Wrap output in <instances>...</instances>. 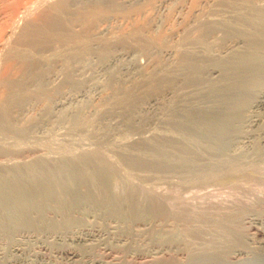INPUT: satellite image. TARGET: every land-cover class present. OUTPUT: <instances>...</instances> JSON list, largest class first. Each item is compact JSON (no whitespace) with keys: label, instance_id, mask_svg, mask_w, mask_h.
I'll return each mask as SVG.
<instances>
[{"label":"rangeland","instance_id":"374dc122","mask_svg":"<svg viewBox=\"0 0 264 264\" xmlns=\"http://www.w3.org/2000/svg\"><path fill=\"white\" fill-rule=\"evenodd\" d=\"M211 5L212 0H0V99L2 79L20 74L13 53L31 55L33 66L31 104L25 106L31 112L15 108L11 124L0 125V183H11L15 176L8 165L28 164L19 174L31 183V207L39 208L37 215L31 211V226L18 233L25 235L18 240L23 254L11 251L16 235H0V264L21 258L36 264H176L188 251L170 232L186 227L205 231L211 212H229L238 204L256 215L253 225L248 216L241 221V249L264 248V234L253 229L256 225L264 230V82L248 95L247 114L254 122L244 123L239 135L228 131L233 146L224 152L193 131L203 110L211 106L208 117H215L224 110V100L205 96L207 84L182 80L187 74L174 59L177 48L201 49L178 41L194 20L214 17ZM45 15H51L47 20L52 24ZM216 34L208 38L212 56L225 57L229 45L243 46ZM162 38L166 42L161 49L157 39ZM81 44L85 49L77 55ZM103 50L104 58L99 54ZM159 59L168 63L164 73L173 80L170 87L155 86ZM214 69L203 70V75L213 81ZM115 81L128 99L109 85ZM132 100L135 105H123ZM42 102L47 104L43 108L37 105ZM181 108L195 115L190 119ZM26 115H31V126L20 132ZM161 136L176 141L168 147L176 155L175 165L159 160L155 138ZM144 138L151 140L144 144ZM85 153L105 164L107 173L101 176ZM39 161L43 168L35 163ZM77 170L83 172L82 180ZM41 183L49 186L44 198L38 194ZM108 184L114 188L118 212L106 201ZM143 193L154 195L162 213L147 211L146 205L140 212L132 210ZM69 195L78 200L70 203ZM191 240L193 245L200 242ZM241 253L237 257L243 258Z\"/></svg>","mask_w":264,"mask_h":264},{"label":"bare ground","instance_id":"6f19581e","mask_svg":"<svg viewBox=\"0 0 264 264\" xmlns=\"http://www.w3.org/2000/svg\"><path fill=\"white\" fill-rule=\"evenodd\" d=\"M206 1L207 0H205V2ZM60 2L63 3L62 1ZM212 2H213V5H211V9L210 10L208 9V10L211 12V13L209 12V14H212L214 17L206 18L205 16L204 17L205 19H202V18L201 19L199 18V20L193 19L194 20L193 25L192 23L188 22L191 25V26L188 25L189 26L188 28L191 27L190 30L188 31L187 30L188 28H186L187 34L184 35L185 37L183 39L180 38L178 41L180 42V40H182L180 43H183L185 40H188L187 43L200 45L201 49L196 50L194 48L193 49H181V48L178 49L177 48V50H175L177 51V53L175 52L176 54L174 55V59L177 60V63L181 65L185 74H187L186 77H183L185 79H182V80L189 81L190 83H194L196 85L207 84L206 89L202 90L204 91L203 94L205 96L209 97L210 100L217 99L220 101L221 98L224 100L223 101L225 105L224 110L220 112L219 114H217L215 117L214 116L213 117L210 116L211 118L208 117V114L211 113V109H212L211 106L210 108L208 109L206 108L205 110H203L204 113L202 114L204 115V117L201 116L203 118H199V120H195L194 123L197 125V129H193V131H198V132L203 133V135H201L200 138L204 140H210V142H212L218 148V150L227 152L229 151L231 146H233L231 142L228 141L229 140L228 131H231L233 133H236V135L237 134L239 135V133H242L241 131L243 129L244 123L250 124L253 121L251 119V115L247 114V112H249V109H250L248 95L251 94V92L255 91V88H257V86L259 85L261 86L262 83L264 82V0H212ZM50 17L51 15H49V17L45 15L44 20L46 19V21L48 22ZM50 22H51L50 24H52V21ZM47 24H49V22ZM27 26H28L27 28L31 27V25L29 24ZM23 29H26V28H23ZM21 30L19 34L23 35V33H21ZM23 31H26V30H23ZM27 31L29 32L28 29ZM216 31L221 32L227 41L233 42V40H238L237 41L238 43L243 44L242 48H235L229 45V47H231V49H229L230 53L229 54L227 53L225 57L212 56L210 53L212 49L209 43L210 40L208 38L212 37L211 35H213L214 32L215 34L219 33ZM30 32H31V29H30ZM25 35L27 36V32H25ZM3 36L1 37L3 38ZM7 36H10V35H7ZM218 38L219 37H216L215 39L218 40ZM212 39L214 40V38ZM157 42H159L157 43V46L159 44L158 47L160 48L161 46H163L162 43H165L166 40L163 38L157 39ZM210 42H213V41H210ZM1 43H4V42H1ZM212 44L214 45L215 42ZM1 45L2 44H0V46ZM176 46L174 45V48H172V50L176 49L175 48ZM84 47H85L84 44L80 45L77 55L82 54ZM5 49L7 48L5 47ZM8 49L6 52L7 54H8ZM106 52L107 51L103 50L99 54L102 55V57L104 58L105 57L104 55L106 54ZM2 53H4V51ZM12 53L10 54V57ZM13 55L16 57L14 58L15 61L18 60L19 64L21 65L20 72H19L20 74L18 73L19 75L18 76L16 75L17 77L13 79L12 77H10L11 79H8V78L2 79L3 80L2 87H4L3 88L4 91H3V98L0 99V125L1 126H9V124H11L10 120L13 117L12 113L16 114L15 108H17V110H20V111H17L18 113L21 111L31 112V109L29 111L25 110V106L27 104H31V78L33 77L31 74V68L33 67L31 65V55L26 54L23 51L13 53ZM6 57L7 56L4 55V58ZM14 59L12 60L13 62H14ZM7 64L9 63H7L6 61L5 66ZM156 66L158 67L156 69L158 70L159 75H160L158 76V79L155 80V86H157V89L159 85L161 87L165 85L169 87L172 86L173 84L172 78L168 77L164 73V70L166 69L165 67L168 66V63H165L162 59H159V61H157ZM210 68L212 69L215 68L216 70L214 69L213 71L214 73H217L216 77L214 75L215 79L213 81L211 80L212 78L210 79V77H208L207 75L206 76L203 75V70L206 69L207 71V69H210ZM186 71H190V72L187 73ZM150 73H149L150 74L149 76L152 77L153 70ZM6 75H9V74H6ZM116 83H117L116 81L110 82L109 85L114 89H118L119 92L121 90L122 93L120 94L123 95L121 98L128 99L127 98L128 93L122 88L121 85L116 84ZM0 84H1V81H0ZM191 93H194V92H191ZM133 100L130 103H124L123 105L125 104L129 106L135 105V101ZM45 103L46 102H42V103H38L37 105L43 108L47 105ZM256 103H258V101H256ZM251 104H254V103H250V105ZM192 106H193L192 107L193 110H197L198 107L196 105H192ZM189 108L191 109V106ZM181 109L183 110L181 111V113L182 114L186 113L190 119L192 115L195 113V111L193 110L188 111L187 108H181ZM75 118L76 120L78 119V113L74 115L73 120H75ZM233 122H237V124L234 125ZM30 126H31V115H28V116L26 115V119L22 122V125L19 128V131L20 132L26 131V129ZM240 137H244V135L242 136L240 135ZM155 139H157L158 141V144L156 146L160 151L159 160H162L163 162H165L166 166L173 165V164L175 165L176 163L174 161L176 158H173V157H175L176 155L173 154L174 152H172L168 148L170 147V142H176L174 138L169 137V136H163V137L161 136L160 138H155ZM141 140L144 144H148L151 138L150 139L144 138ZM87 154L89 153H85V155H83L84 158L87 160L90 159L93 162V164L97 167L98 172L101 176L105 175L107 173L105 164H102L100 161L91 159V157ZM172 155H175V156H172ZM35 163H37L41 168H43L41 164L43 163V161H39ZM23 164L24 162L21 164L19 163V164L8 165V166H11L12 169H14L15 176L12 180H9V182L12 181L11 183H0V235L8 234L11 232L12 236L16 235L18 237L16 239L17 243H15L12 246V250H11L16 254H23V248L21 247V244L20 242H18V240H20L19 238L21 237L23 239V237L25 236L23 234H18V233L21 230L28 229V227L31 226V218H32L31 211H33L34 215H37V213L39 212V208L37 209L36 207H31V183L26 181L27 179L23 175L19 174L20 169L23 166L28 165V164L26 165H23ZM76 176L79 180H82V178H84L83 172H81L80 170H77ZM39 187H40V190L38 193L39 197L40 198L46 197V195L48 194L49 186L47 184L41 183ZM104 192L107 197L106 201L109 202L111 207H113L116 212H118V209H117L118 206H115L116 197L114 195L116 194L114 193V188L109 185L108 187L104 189ZM141 195H142V198L139 199L140 204L134 206L135 209H132L131 207L132 210L140 212L141 208H144L146 205L148 207V208L146 207L147 211L148 210L151 211L152 209L153 213L154 212L162 213L164 209H161L160 207H158L160 203H158L154 195H152L151 193L146 194V195H144L143 193ZM75 198L76 197L74 195L73 197H71L70 195L68 196V199H70L69 200L70 203H72V201L75 202V200L76 201L78 200ZM242 203H244L245 205V202H242ZM252 206L254 205L252 204ZM249 210L250 209H248V207L244 208L243 205L238 204L233 210L231 209V211L229 212H223L221 214L211 212L209 217L206 218L208 219L207 221L210 226L208 227L209 229L205 231H201L198 228H193V227L187 228L186 227V228L179 230L178 232L177 231L170 232L174 240H179L180 243L183 242L184 247L187 246L186 248L188 251L186 258L181 262H176V264H264V248L262 249L260 248L261 250L259 251L257 250L254 251L255 250L254 249L253 251H250V252L247 249H246L247 251L246 250L244 251L243 249H241V248H244L245 246V245L242 246L243 242L241 240V225H242L241 221L243 220V218L245 217L247 218L248 216L250 217V224L253 225L254 223H256L255 222L256 215L248 214ZM188 226L190 225L188 224ZM254 226H253V229L257 235L264 234V232H262L264 231L263 229L262 231H260L258 230V228ZM170 233H168V235ZM191 238H197L200 240V242L197 243L196 245H193V243L195 242H193ZM245 238H247V235L245 236ZM77 239L78 241L81 240L79 238ZM262 243L264 245V242ZM66 252L67 254H69L70 258L76 257V254L73 253L72 251L71 252L66 251ZM241 252H243L244 257L243 258L237 257L242 254ZM1 258H3L2 252H0V259ZM36 263L31 262L30 259L21 258L19 260L8 261L7 264H36ZM146 264H154V263L149 262Z\"/></svg>","mask_w":264,"mask_h":264}]
</instances>
